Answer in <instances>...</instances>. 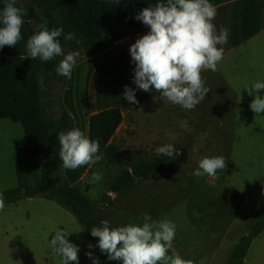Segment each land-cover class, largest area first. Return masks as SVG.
<instances>
[{
	"label": "rangeland",
	"instance_id": "obj_1",
	"mask_svg": "<svg viewBox=\"0 0 264 264\" xmlns=\"http://www.w3.org/2000/svg\"><path fill=\"white\" fill-rule=\"evenodd\" d=\"M209 73L202 79L210 90L194 109L185 110L166 99L152 102L135 110L112 140L125 167L157 157L155 149L166 144L186 148V164L138 181L118 196L108 192L109 184L124 167L91 165L75 186L86 193L99 222L106 219L113 227L129 222L142 226L144 213L153 220L167 218L176 224L169 255H187L189 260L196 256V264L200 260L227 264L238 240L264 215V114L255 116L249 105L225 100L220 77ZM45 91L43 87V98L55 96V91L50 95ZM24 143L20 124L0 120V191L16 187V154ZM214 156H223L226 168L215 177H195L199 161ZM46 159L24 158L23 178L30 185L39 181ZM95 171H102L104 178L91 184ZM58 229L69 232V241L79 247V264H92L85 255L88 251L106 264L99 248L87 247L91 242L76 218L42 197L18 201L0 211V264H62L50 244ZM243 264H264V230L252 240Z\"/></svg>",
	"mask_w": 264,
	"mask_h": 264
},
{
	"label": "clouds",
	"instance_id": "obj_2",
	"mask_svg": "<svg viewBox=\"0 0 264 264\" xmlns=\"http://www.w3.org/2000/svg\"><path fill=\"white\" fill-rule=\"evenodd\" d=\"M119 3V0H114ZM26 11L17 6V0H5L0 10V49L13 47L21 40V27ZM216 8L209 0H157L154 5L143 8L135 16L149 28V31L136 39L129 47L131 62L134 63L133 84L135 89L150 92L153 89L162 100L179 105L185 110H192L206 99L209 88L205 86L201 72L210 69L217 71V64L223 59V48L217 45L227 43L228 31L221 26L219 34L213 20ZM34 35L26 43L27 56L24 58L39 59L48 62L62 57L57 74L71 78V73L81 55L79 50L67 54L58 39L64 35L62 27L49 30L45 20L37 26ZM65 40L81 41L72 32L64 36ZM135 89L125 85L123 97L129 103H139ZM249 96H253L249 107L256 115L264 114V96L258 94L264 90V82H255L246 86ZM59 141V158L62 170H74L82 165H96L104 160L100 152L99 140L90 139L78 128L61 131L57 134ZM156 154L174 159L180 150L172 144L155 149ZM226 168L223 156L204 157L193 172L195 177L205 174L215 177L217 171ZM102 171L92 173L89 183L102 181ZM5 207V197L0 193V211ZM142 226L129 222L126 225L113 227L106 219L99 226L90 229L92 237L98 238L96 245L88 248H99L109 261H120L121 264H196L185 260L180 255H169V249L176 235V224L167 219L153 220L148 213L141 217ZM69 232L58 229L50 240L52 252L61 258L62 264H79V247L69 241ZM85 255L92 264H100L98 257L91 251ZM198 264H204L200 260Z\"/></svg>",
	"mask_w": 264,
	"mask_h": 264
},
{
	"label": "trees",
	"instance_id": "obj_3",
	"mask_svg": "<svg viewBox=\"0 0 264 264\" xmlns=\"http://www.w3.org/2000/svg\"><path fill=\"white\" fill-rule=\"evenodd\" d=\"M157 0H17L20 5L30 4L36 10L37 24L48 22L49 30L62 27L64 35L59 37L64 53L79 50V57H94L107 52L111 46L127 38L149 31L142 22L135 19L140 10L154 5ZM72 32L81 41L65 40ZM62 57L48 62L32 58H7L0 56V120L8 119L22 127L25 143L16 154L15 188L0 191L5 197V206L24 199L42 197L67 209L78 221L93 245L98 238L92 237L90 229L99 226L96 209L91 205L78 186H72L64 177L62 161L59 158L57 134L73 129V120L64 109L61 94L66 77L57 74V66ZM45 93L54 97L43 98ZM123 121L118 108L104 110L88 118L90 139L99 140L100 152L104 153L106 167H124L111 181L108 192L121 195L138 181L173 171L178 165L188 162L186 148L174 159L161 155L149 161L127 164L118 149L112 145L117 129ZM47 157L40 173V179L30 185L23 178L24 158ZM108 196L104 197L106 202ZM264 230V217L259 218L242 236L232 249L227 264H243L253 239ZM106 264H121L109 261Z\"/></svg>",
	"mask_w": 264,
	"mask_h": 264
},
{
	"label": "crops",
	"instance_id": "obj_4",
	"mask_svg": "<svg viewBox=\"0 0 264 264\" xmlns=\"http://www.w3.org/2000/svg\"><path fill=\"white\" fill-rule=\"evenodd\" d=\"M209 2L217 12L212 21L216 33L219 34L221 26L228 31L227 43L217 45L224 51L223 59L217 64V71L214 74L220 77L223 84L225 100L230 99L238 106L250 105L254 97L248 95L245 87L255 82H264V0H209ZM4 3L5 0H0V10ZM17 6L24 8L27 13L23 17L21 40L16 46H4L0 49L1 57L27 56V40L38 30L39 24L36 23L38 15L33 6L18 3ZM146 33L118 41L103 54L77 58L71 78L66 79L61 94L62 105L72 117L73 128H78L87 135L88 118L91 115L118 108L123 121L116 131V136L125 120L133 116L135 110L162 100L154 89L143 92L135 89L133 84L135 65L131 62L129 47ZM210 71L203 70L202 78L209 75ZM125 85L135 89L139 103H129L123 97ZM258 94L264 96V90H260ZM90 167L91 165H87L80 173L77 169H64V177L74 186L85 178ZM260 217L264 215L260 214ZM15 245L20 246L17 243ZM183 259L189 260L187 255ZM192 260L197 262L196 256H193Z\"/></svg>",
	"mask_w": 264,
	"mask_h": 264
}]
</instances>
